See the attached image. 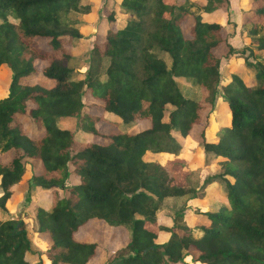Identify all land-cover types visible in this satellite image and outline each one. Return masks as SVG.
<instances>
[{
	"label": "trees",
	"instance_id": "1",
	"mask_svg": "<svg viewBox=\"0 0 264 264\" xmlns=\"http://www.w3.org/2000/svg\"><path fill=\"white\" fill-rule=\"evenodd\" d=\"M228 8V0H106L84 75L72 78L74 43L86 24L80 14L93 6L0 0V67L10 76L0 98V264H29L33 241L46 264L98 257L108 264H264V0L240 9L241 51L217 21H230ZM244 50L253 62H237ZM37 76L51 85L31 82ZM91 101L118 121L88 114ZM222 110L215 128L211 115ZM69 119L81 141L58 126ZM144 120L142 130L120 128ZM176 137L196 140L221 171L197 182L176 161L169 166L185 171L186 184L173 183L146 155L176 156ZM213 180L222 200L199 208L206 222L198 237L181 215L170 227L157 223L164 198L199 199ZM21 184L33 203L32 239L23 219L9 215L19 201L12 188ZM91 220L123 227L125 245L111 253L104 245L115 240L94 231L75 239Z\"/></svg>",
	"mask_w": 264,
	"mask_h": 264
},
{
	"label": "rangeland",
	"instance_id": "2",
	"mask_svg": "<svg viewBox=\"0 0 264 264\" xmlns=\"http://www.w3.org/2000/svg\"><path fill=\"white\" fill-rule=\"evenodd\" d=\"M106 0H80L81 5H92V11L89 13L80 14V19L83 17L86 23L79 30L82 32V38L79 41L74 43V48L77 50H73L74 59L71 63V67L73 69L72 78H82L84 72L88 65V54L89 50L93 45V41L100 29L98 25H100L98 16L103 15L102 6ZM229 1V18L228 23L224 22V19H218V22L224 24L225 29L224 33L227 35V40L229 44L232 46L234 50L241 51L243 49L244 42L242 40V36L245 34V30L240 27L239 18H240V9L245 6L246 0H228ZM73 17V16H72ZM79 18V16H78ZM234 26V27H233ZM102 31V28H101ZM242 59H246L248 62H253L254 59L251 55L248 54L247 50H244L239 57H237V62L241 63ZM224 60H221L222 74L224 76L225 70L228 66H224ZM244 66V64H243ZM224 68V69H223ZM251 75V72H249ZM9 74L5 70L3 66L0 67V98L3 97L6 93V86L9 80ZM252 77V76H250ZM31 82H37L43 84L45 86L51 85V83L45 80L43 77L37 76L31 79ZM178 87L181 92L189 98H197L196 90L191 89L190 87L178 83ZM82 101L85 100L82 97ZM93 104V108L88 111V114L106 117L107 119L116 120L118 119L107 113H102L98 108L96 101H91ZM222 112H217L216 114L213 112L211 115L212 125L216 128L217 125H220V121L225 115ZM86 113V111L84 112ZM24 128L27 132L35 133L34 129L30 127L29 123L26 119L22 120ZM98 125V124H97ZM59 127L66 128L72 131L73 136L76 141H81V131L78 123L75 119H69L64 122L58 124ZM99 127V126H98ZM148 127L147 121H138L131 127H126L124 125H120V128L126 130L128 132H136ZM214 128V129H215ZM99 129L101 131H106L105 127L100 126ZM33 135V134H31ZM176 140L180 143L181 148L176 154V156H171L167 154H159V155H146V158L149 160H158L162 167H164L165 172L169 177L173 179V183L175 184H186L184 180V174L178 170L179 166H173L172 168L169 166L172 162H180L184 164L185 169L191 170L193 172L192 178L197 182L203 181L206 177L216 174L221 171V162L218 159H213L210 162H206V155L202 151L201 146L196 140H192L190 138H180L176 137ZM208 186V187H207ZM207 188L202 192H198L196 200L192 198L183 196V197H169L164 198L161 202V209L156 214L157 223L160 225H165L170 227L172 224V218L177 215H181L182 221L186 225V229L192 236L198 237L201 234V231L198 229V225L204 224L206 222V218L199 213L201 209L205 210V207H210L213 209L216 205V201L222 200L218 191L220 190V185L218 180L211 181L210 184L206 185ZM217 187L216 191L214 188ZM14 191L20 195L21 201L18 203L16 211L14 214H11L12 219L21 220L23 219L24 225L27 230V237L32 239V232L35 230V218L33 203L29 204L28 200H26V196L29 195L27 191L26 184L17 185L14 188ZM222 189V188H221ZM201 208V209H199ZM195 213V214H194ZM10 215V214H9ZM8 218V216H5ZM180 229L174 228V231H179ZM184 230V229H183ZM91 231L98 233L101 235H110L111 238L115 240V244L107 243L104 245V248L108 249L111 253L116 252L118 249H121L127 242L126 231L123 227H108L103 223H98L95 221H88L84 224L83 227H80L78 231L74 234L75 239H80L83 235L90 234ZM166 233H161L159 236V240L163 241L166 238ZM33 247V251L27 256L29 264H46V259L43 253L38 249L37 245L34 241L31 243ZM39 260V263L37 262ZM92 264H108L105 262L104 258L98 257L92 259L90 261ZM185 262L188 263V260L185 259Z\"/></svg>",
	"mask_w": 264,
	"mask_h": 264
},
{
	"label": "crops",
	"instance_id": "3",
	"mask_svg": "<svg viewBox=\"0 0 264 264\" xmlns=\"http://www.w3.org/2000/svg\"><path fill=\"white\" fill-rule=\"evenodd\" d=\"M228 3H229V1H228ZM228 12H229V8H228ZM239 15H240V14H239ZM21 185H22V184H21ZM16 186H17V185H16ZM14 187H15V186H14ZM14 187H13V188H14ZM13 188H12V190H13L14 196L17 197V198L19 199V201L15 204L14 209L12 210L11 214H14V213H15L16 208H17V205H18V203L21 201V197H20V195L17 194V193L14 191ZM11 214H10V215H11Z\"/></svg>",
	"mask_w": 264,
	"mask_h": 264
}]
</instances>
